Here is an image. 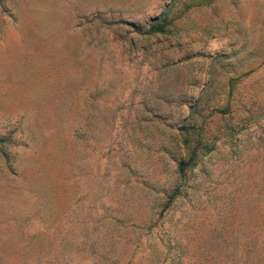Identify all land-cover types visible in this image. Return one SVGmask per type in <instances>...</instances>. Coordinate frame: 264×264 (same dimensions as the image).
I'll use <instances>...</instances> for the list:
<instances>
[{
	"label": "rangeland",
	"instance_id": "374dc122",
	"mask_svg": "<svg viewBox=\"0 0 264 264\" xmlns=\"http://www.w3.org/2000/svg\"><path fill=\"white\" fill-rule=\"evenodd\" d=\"M0 264H264V0H0Z\"/></svg>",
	"mask_w": 264,
	"mask_h": 264
},
{
	"label": "trees",
	"instance_id": "16d2710c",
	"mask_svg": "<svg viewBox=\"0 0 264 264\" xmlns=\"http://www.w3.org/2000/svg\"><path fill=\"white\" fill-rule=\"evenodd\" d=\"M164 17H165V14L163 13V18ZM148 31L150 33H154V32L166 33L167 32L164 22H156V23L151 24ZM183 142L186 143V139H184ZM195 163L196 162H195L194 156H190L188 160L178 163V166H177L178 172L181 174L184 173L188 168L192 167ZM175 193L176 192H173L170 195V199L174 197Z\"/></svg>",
	"mask_w": 264,
	"mask_h": 264
}]
</instances>
